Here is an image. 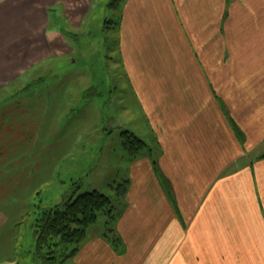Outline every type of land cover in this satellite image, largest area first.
Here are the masks:
<instances>
[{
	"label": "crops",
	"instance_id": "1",
	"mask_svg": "<svg viewBox=\"0 0 264 264\" xmlns=\"http://www.w3.org/2000/svg\"><path fill=\"white\" fill-rule=\"evenodd\" d=\"M107 2L0 0V122L35 71L83 49L70 37L91 31ZM120 6L118 49L137 124L160 150L127 130L148 146L124 195L127 251L117 257L98 240L85 249L88 264H264V159L255 173L231 174L245 155L220 104L245 135L244 151L264 143V0Z\"/></svg>",
	"mask_w": 264,
	"mask_h": 264
},
{
	"label": "rangeland",
	"instance_id": "2",
	"mask_svg": "<svg viewBox=\"0 0 264 264\" xmlns=\"http://www.w3.org/2000/svg\"><path fill=\"white\" fill-rule=\"evenodd\" d=\"M108 4L98 7L91 31L80 40L70 37L83 49H66L35 71L30 85L17 94L10 117L0 122V264H43L35 255L38 213L64 203L76 188V196L97 191L108 197L112 209L99 215L84 243L55 248L58 264H88L85 249L98 240L117 257L126 254L119 232L124 189L132 179V161L148 151L134 157V145L124 135L137 132L156 151L160 144L137 124V97L118 49L121 6ZM220 104L232 125L230 107ZM232 130L245 156L231 174L244 168L255 173L264 143L244 151L245 135L233 125Z\"/></svg>",
	"mask_w": 264,
	"mask_h": 264
},
{
	"label": "trees",
	"instance_id": "3",
	"mask_svg": "<svg viewBox=\"0 0 264 264\" xmlns=\"http://www.w3.org/2000/svg\"><path fill=\"white\" fill-rule=\"evenodd\" d=\"M125 1L112 0L108 7L117 9ZM124 136L134 145V157L146 148V144L134 134L127 132ZM77 189L64 203L43 208L38 213L34 232L35 255L43 264H58L55 248L84 243L88 229L97 223L99 215L103 212L111 213L112 205L108 197L97 191L76 196ZM67 258L68 255L64 256V259Z\"/></svg>",
	"mask_w": 264,
	"mask_h": 264
}]
</instances>
